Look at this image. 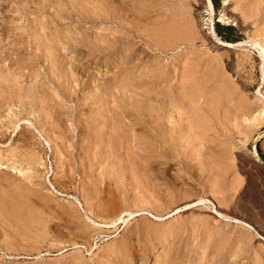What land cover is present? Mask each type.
Listing matches in <instances>:
<instances>
[{"label":"rangeland","instance_id":"374dc122","mask_svg":"<svg viewBox=\"0 0 264 264\" xmlns=\"http://www.w3.org/2000/svg\"><path fill=\"white\" fill-rule=\"evenodd\" d=\"M215 1L0 0V264H264V0Z\"/></svg>","mask_w":264,"mask_h":264},{"label":"bare ground","instance_id":"6f19581e","mask_svg":"<svg viewBox=\"0 0 264 264\" xmlns=\"http://www.w3.org/2000/svg\"><path fill=\"white\" fill-rule=\"evenodd\" d=\"M207 2H208V5H209V8L212 7L211 0H207ZM208 5H207V6H208ZM185 27H186V26H185ZM191 28H192V27H191ZM111 32H112V31H111ZM191 33H192V32H191ZM212 33L214 34V30H212ZM113 34H114V33H113ZM110 38H111V37H110ZM257 43H258V42H257ZM257 43H256V44H257ZM256 44H255V45H256ZM226 45H228V46L230 47L232 44H227V43H226ZM258 45H259V44H258ZM262 46H263V45H262ZM100 48H101V47H100ZM262 49H263V47H262ZM58 62H59V61H58ZM60 64H62V63H60ZM73 70H74V69H73ZM76 74H77V73H76ZM66 80H67V79H66ZM59 85H60V84H59ZM114 88H115V87H114ZM142 90H143V89H142ZM160 93H161V92H160ZM154 94H155V93H154ZM15 95H16V94H15ZM15 95H14V96H15ZM63 95H64V94H63ZM63 95H62V96H63ZM146 96H147V95H146ZM32 99H33V98H32ZM153 101H154V100H153ZM148 102H149V101H148ZM154 103H155V102H154ZM31 105H32V104H31ZM200 105H201V104H200ZM148 109H149V108H148ZM146 110H147V109H146ZM148 111H149V110H148ZM157 112H158V111H157ZM151 114H152V113H151ZM159 114H160V112L158 113V115H159ZM148 115H149V114H148ZM148 115H147V117H148ZM156 115H157V114H156ZM158 115H157V117H159ZM143 116H144V115H143ZM150 116L152 117V115H150ZM163 117H164V116H163ZM166 117H168V116H166ZM166 117H165V119H166ZM148 120H149V119H148ZM161 120H162V118H161ZM145 121H146V120H145ZM158 121H159V119H158ZM173 121H174V120H173ZM151 123H152V122H151ZM161 123H164V122H160V124H161ZM147 124H148V123H147ZM152 124H153V123H152ZM156 125H157V124H155V126H156ZM148 126H149V125H148ZM163 126H164V125H163ZM163 126H161V128H162ZM167 127H168V126H167ZM149 128H150V127H149ZM149 128H147V129H149ZM169 129H170V128H169ZM149 130H150V129H149ZM149 130H148V131H149ZM163 130H164V129H163ZM153 131L155 132L156 130L153 128ZM153 131H151V132H153ZM154 132H153V133H154ZM165 132H166V131H165ZM165 132H164V134H165ZM162 133H163V131H162ZM166 133H168V132H166ZM170 133H171V132H170ZM170 133H169V134H170ZM149 134H150V133H149ZM154 135L157 136L156 134H154ZM162 135H163V134H162ZM155 136H154L153 138H155ZM158 136H159V135H158ZM159 137H160V136H159ZM161 137H162V136H161ZM163 138H165V135H164ZM171 138H172V137H171ZM148 140H149V139H148ZM155 140H156V141H152V140H151V142H152V143L156 142L157 144H159V140H157V139H155ZM161 140H162V139H161ZM171 140H172V139H171ZM175 140H176V139H175ZM165 141H166V140H165ZM151 142H150V143H151ZM156 143H154V144H156ZM160 143H162V141H161ZM145 144H147V143H145ZM157 144H156V145H157ZM147 145H148V144H147ZM170 145H171V144H170ZM150 146H151V145H150ZM159 146H160V145H159ZM159 146L157 145L156 147H159ZM162 147H163V146H162ZM147 149H149V148H147ZM147 149H146V150H147ZM156 149H157V148H156ZM156 149H155V151H156ZM157 151H159V150H157ZM158 153H159V152H158ZM6 168L8 169L9 166H5V169H6ZM11 168H12V167H11ZM12 169L19 171L17 168H14V167H13ZM252 190H253V189H252ZM254 193H255V192H254ZM243 198H244V197H243ZM241 199H242V198H241ZM240 204H241V203H239V205H240ZM241 207H242V208H241V211H242V212H248V210L245 209L246 207H245V208H244L243 206H241ZM244 214L247 215V213H244ZM252 214H253V213H252ZM255 214L259 215L261 218H264V214H260V213H255ZM261 221H262V219H261ZM263 221H264V219H263ZM241 223H242V222H241ZM239 224H240V223H239ZM245 225H246V224H245ZM245 225L242 224V226H245ZM261 226H264V223H263V222L260 224V227H261ZM245 227H246V226H245ZM246 228H247V227H246Z\"/></svg>","mask_w":264,"mask_h":264},{"label":"trees","instance_id":"16d2710c","mask_svg":"<svg viewBox=\"0 0 264 264\" xmlns=\"http://www.w3.org/2000/svg\"><path fill=\"white\" fill-rule=\"evenodd\" d=\"M212 4H213V7H215L217 5L216 1L215 0H211ZM215 32L216 34L221 37V39H224L225 41H229V38L228 37H223V33L221 30H224V31H233L234 29L230 26H227V27H222L220 26L219 24H216L215 27Z\"/></svg>","mask_w":264,"mask_h":264}]
</instances>
